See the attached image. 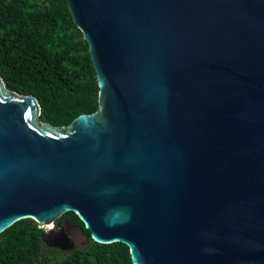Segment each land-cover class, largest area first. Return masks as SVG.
<instances>
[{
	"label": "water",
	"instance_id": "obj_1",
	"mask_svg": "<svg viewBox=\"0 0 264 264\" xmlns=\"http://www.w3.org/2000/svg\"><path fill=\"white\" fill-rule=\"evenodd\" d=\"M66 1L98 109L55 127L0 78V234L72 252L71 212L133 264H264V0Z\"/></svg>",
	"mask_w": 264,
	"mask_h": 264
},
{
	"label": "trees",
	"instance_id": "obj_2",
	"mask_svg": "<svg viewBox=\"0 0 264 264\" xmlns=\"http://www.w3.org/2000/svg\"><path fill=\"white\" fill-rule=\"evenodd\" d=\"M0 78L7 90L33 96L40 122L66 128L98 109V83L88 44L72 21L66 0H0ZM88 237L72 252L50 249L43 229L22 220L0 234V264H133L123 243L98 244L79 218L65 213Z\"/></svg>",
	"mask_w": 264,
	"mask_h": 264
},
{
	"label": "flooded vegetation",
	"instance_id": "obj_3",
	"mask_svg": "<svg viewBox=\"0 0 264 264\" xmlns=\"http://www.w3.org/2000/svg\"><path fill=\"white\" fill-rule=\"evenodd\" d=\"M68 226V228H67ZM73 229V230H72ZM78 231L80 230L82 233H84V231L82 230V228L80 226H77L73 223H71L70 221H64L62 223L60 222H56L55 226L52 228V231L49 235V237H55L57 236L61 231L65 232L69 237L71 238H75V236L72 234V231ZM72 230V231H71ZM77 231V232H78ZM84 235L86 236V234L84 233ZM87 237V236H86ZM87 242H88V237H87Z\"/></svg>",
	"mask_w": 264,
	"mask_h": 264
},
{
	"label": "rangeland",
	"instance_id": "obj_4",
	"mask_svg": "<svg viewBox=\"0 0 264 264\" xmlns=\"http://www.w3.org/2000/svg\"><path fill=\"white\" fill-rule=\"evenodd\" d=\"M67 228H68V226H67ZM77 231H78V229H77ZM77 231H72V234L75 236L74 241L76 242V247L81 248V247H84L85 245H87V237L80 230L78 232Z\"/></svg>",
	"mask_w": 264,
	"mask_h": 264
},
{
	"label": "bare ground",
	"instance_id": "obj_5",
	"mask_svg": "<svg viewBox=\"0 0 264 264\" xmlns=\"http://www.w3.org/2000/svg\"><path fill=\"white\" fill-rule=\"evenodd\" d=\"M48 228H51V226H50V227H48Z\"/></svg>",
	"mask_w": 264,
	"mask_h": 264
},
{
	"label": "snow or ice",
	"instance_id": "obj_6",
	"mask_svg": "<svg viewBox=\"0 0 264 264\" xmlns=\"http://www.w3.org/2000/svg\"><path fill=\"white\" fill-rule=\"evenodd\" d=\"M50 227V226H49Z\"/></svg>",
	"mask_w": 264,
	"mask_h": 264
}]
</instances>
